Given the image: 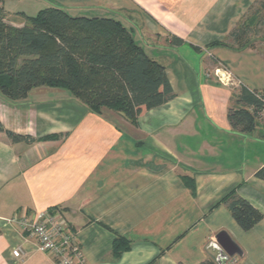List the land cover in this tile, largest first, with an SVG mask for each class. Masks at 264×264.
Returning a JSON list of instances; mask_svg holds the SVG:
<instances>
[{"label": "crops", "instance_id": "obj_1", "mask_svg": "<svg viewBox=\"0 0 264 264\" xmlns=\"http://www.w3.org/2000/svg\"><path fill=\"white\" fill-rule=\"evenodd\" d=\"M25 1L16 13L2 1L11 26L53 7L121 21L166 69L175 98L133 126L109 110L93 114L60 89L36 88L20 101L0 94L5 130L33 139L14 143L0 133V264H60L10 223L50 210L66 220L85 264H264V218L243 231L216 206L235 190L264 216V181L255 177L264 166V115L250 135L228 120L233 92H264V57L253 48L208 49L232 44L229 34L258 0ZM221 233L243 256L226 253ZM119 237L131 249L116 258Z\"/></svg>", "mask_w": 264, "mask_h": 264}, {"label": "trees", "instance_id": "obj_2", "mask_svg": "<svg viewBox=\"0 0 264 264\" xmlns=\"http://www.w3.org/2000/svg\"><path fill=\"white\" fill-rule=\"evenodd\" d=\"M27 22L23 28L11 26L0 6V94L7 100H24L36 88L60 89L69 92L93 114L109 110L138 126L141 116L175 98L166 69L145 54L121 21L72 17L53 7L27 17ZM263 29L264 0H258L229 34L232 44L215 42L208 49H255L249 39ZM173 43L180 46L183 41L174 37ZM231 104L228 120L233 131L252 134L263 118L264 92L241 86L232 93ZM0 133L14 143L33 142L30 137L5 130L1 123ZM255 177L264 181V166ZM184 183L195 191L193 180L184 179ZM222 204L243 231L251 230L264 218L235 190L216 206ZM130 249L131 242L119 237L113 243V256L119 258Z\"/></svg>", "mask_w": 264, "mask_h": 264}, {"label": "built area", "instance_id": "obj_3", "mask_svg": "<svg viewBox=\"0 0 264 264\" xmlns=\"http://www.w3.org/2000/svg\"><path fill=\"white\" fill-rule=\"evenodd\" d=\"M10 223L20 227L23 233L37 241L36 249L57 259L60 264H85L79 245L69 231L68 224L56 211L37 213L33 219L26 215L15 217ZM16 258H22L20 250L14 251Z\"/></svg>", "mask_w": 264, "mask_h": 264}, {"label": "rangeland", "instance_id": "obj_4", "mask_svg": "<svg viewBox=\"0 0 264 264\" xmlns=\"http://www.w3.org/2000/svg\"><path fill=\"white\" fill-rule=\"evenodd\" d=\"M2 1L4 2L5 10L11 13H16L21 10L23 11V9L25 8V3H26L25 0H0V6H2L1 5ZM133 15L134 14H130V16H133ZM135 17L138 18V23L139 25H141L142 21L140 20L141 19L140 15L135 16ZM128 29L130 30V28ZM249 43L252 44V46L264 57V29L262 30L261 34L257 36H251L249 39ZM263 115H264V112H263Z\"/></svg>", "mask_w": 264, "mask_h": 264}, {"label": "water", "instance_id": "obj_5", "mask_svg": "<svg viewBox=\"0 0 264 264\" xmlns=\"http://www.w3.org/2000/svg\"><path fill=\"white\" fill-rule=\"evenodd\" d=\"M217 240L229 256H243L241 250L224 233L218 235Z\"/></svg>", "mask_w": 264, "mask_h": 264}]
</instances>
